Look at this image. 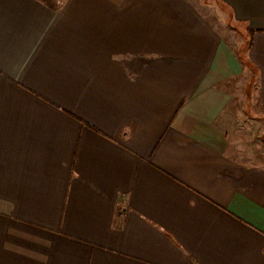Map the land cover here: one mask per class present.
Returning a JSON list of instances; mask_svg holds the SVG:
<instances>
[{
    "label": "crops",
    "instance_id": "obj_1",
    "mask_svg": "<svg viewBox=\"0 0 264 264\" xmlns=\"http://www.w3.org/2000/svg\"><path fill=\"white\" fill-rule=\"evenodd\" d=\"M0 264H264V0H0Z\"/></svg>",
    "mask_w": 264,
    "mask_h": 264
}]
</instances>
